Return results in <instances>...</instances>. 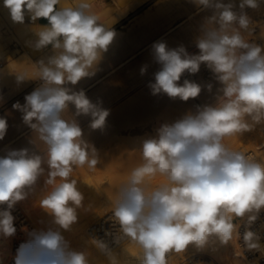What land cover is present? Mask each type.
I'll use <instances>...</instances> for the list:
<instances>
[{"label":"clouds","instance_id":"obj_1","mask_svg":"<svg viewBox=\"0 0 264 264\" xmlns=\"http://www.w3.org/2000/svg\"><path fill=\"white\" fill-rule=\"evenodd\" d=\"M191 2L213 13L196 41L199 54H189L183 45L170 49L163 41L155 42L153 57L160 68L148 87L153 95L163 93L185 102L194 99L201 85L188 79L179 82L185 72L198 73L201 64L221 87L214 106L197 105L194 113L162 124L155 137L145 139L143 164L119 189L112 216L121 238L142 249L139 264H167L170 251L181 252L190 244L204 247L213 239L227 245L234 234L241 237V226L247 250L264 248L261 236L251 230L264 211V164L223 143L225 137L243 135L264 122V47L246 40L241 31L254 33L245 9H257L264 0H239V12L231 0ZM3 4L14 23L23 24L26 14L33 22L48 21L40 26L31 47L40 51L50 46L52 54L37 62L39 86L25 95L23 105L19 101L12 105L46 145V153L21 148L0 156V238L15 236L14 207L34 193L47 173L45 183L53 187L39 207L54 226L28 231L13 264H89L85 253L74 249L64 236L78 222L77 209L84 200L71 174L76 167L94 170L100 163L98 150L82 138L77 118L90 117V128L102 130L109 110L93 103L83 89L69 85L96 75L116 32L98 23L87 0H78L74 7H57L60 0H3ZM145 71L142 67L141 74ZM15 79L18 84L29 80L24 74ZM70 106L75 112L66 118ZM7 130V119L0 117V140ZM157 175L165 182L150 187L148 181ZM97 246L116 264L107 244L97 240ZM0 264H4L2 257Z\"/></svg>","mask_w":264,"mask_h":264},{"label":"crops","instance_id":"obj_2","mask_svg":"<svg viewBox=\"0 0 264 264\" xmlns=\"http://www.w3.org/2000/svg\"><path fill=\"white\" fill-rule=\"evenodd\" d=\"M87 2L91 5L90 14L96 15L98 23L105 28L114 30L116 36L108 51L102 54L96 75L81 79L75 86H69L76 90L83 89L93 103H100L103 108L109 110V116L106 118V122L109 123L105 124V132L102 129L105 134L106 132L116 133V129H118L119 137L121 134L127 135H121L125 141L124 149L132 153H136L137 150L140 153L142 142L156 136L159 128L157 125L165 124L163 119L171 124V122L179 120L182 114L194 113L199 103L197 102V105L195 103L196 100L198 101V97L194 98L195 100L190 99L192 102L187 104L190 100L185 102L179 98H169L163 93L158 95L151 93L148 85L150 82H154V73L160 68V65L154 60L152 45L155 42L163 41L170 49L183 45L189 54H199L196 41L202 34L206 18L213 13L211 10L194 5L191 0H87ZM224 2L228 3L230 0H224ZM231 2L236 5L234 10L239 12L240 9L237 8L239 0H231ZM77 3L78 0H60L57 7H74ZM194 18L197 20L194 21ZM47 24L48 21L43 18L33 22L26 14L23 23L25 26L24 38L32 37V40L35 41L36 33L42 30L40 26ZM13 29L14 27L11 28V30ZM14 51H11L10 59L0 61V117H5L8 122L7 133L4 139L0 140V156L5 155L9 149L21 148H28L30 152L37 151L44 155L46 145L39 140L36 133L23 123L22 113L13 109L12 105L17 101L23 105L25 95L39 86V64L37 62L46 59L52 54V50L49 46L40 51L32 49L31 52H25V48L19 46L18 52L14 53ZM26 55L28 58L23 59ZM142 67H146L143 75L141 74ZM201 69L203 76L202 85H200L206 88L209 68L205 64H201L200 71ZM17 74H24L29 80L18 84L15 79ZM191 75L185 72L179 83L182 84L185 76L191 77ZM192 78L191 81H194V76ZM195 82L197 83V81ZM74 112V106H70L68 113L65 114L66 118ZM159 116L160 118H158ZM77 119L81 124L83 135L102 134L101 129L90 128V117L80 116ZM144 120L153 122L147 121L149 124H146L147 122ZM155 120H157L156 123ZM118 121L123 124L121 125ZM141 121L146 126L140 123ZM124 124L126 128L123 127ZM114 133V136L110 135V138L111 136L117 137V134ZM44 175V178L42 176L38 180V186H47L45 183L47 173ZM59 182L60 178H57V183Z\"/></svg>","mask_w":264,"mask_h":264},{"label":"bare ground","instance_id":"obj_3","mask_svg":"<svg viewBox=\"0 0 264 264\" xmlns=\"http://www.w3.org/2000/svg\"><path fill=\"white\" fill-rule=\"evenodd\" d=\"M260 6H262V7L254 9L253 12H252V10H250L251 11L250 16L251 17L255 16L258 18V20L257 19L254 20V24H253L257 28H259V30L257 31L258 35L256 34L258 37L255 36L256 39L259 38L260 36H262V37L264 36V20H263V18H264V9H263L264 3H261ZM237 8L239 9L238 6H237ZM260 15H262V16H260ZM194 17H195V14H194ZM195 20H197V18H194V21ZM263 39L264 38L260 39V42L262 40L261 46L264 45ZM254 40H255V38H254ZM256 43L258 44V42H256ZM197 75H196V77L198 78L197 83L199 82L198 84H201L202 76H203L202 69H201V71H199V73H197ZM211 76H212V81H213L210 84V85H212L211 91L201 87L202 90H201L200 95L198 96V101L196 100V102H195L196 105H197V102H199L198 105H201V106H203V105H213L214 106L217 103V95H219L217 92V89L220 88L221 85L215 79V75L211 74ZM191 77H193V76L191 75ZM191 77H188V78L185 77V79H190ZM190 99H192V98H190ZM194 100H193V103H194ZM189 102H192V100L188 101L187 104H189ZM132 103H133V101H132ZM124 104H125V102H124ZM179 105H181V104H179ZM194 106H195V104H194ZM153 108H155V107H153ZM182 109H183V107H182ZM159 113L161 114V112H159ZM163 115H165V114H163ZM160 116L158 118H160ZM181 116L183 117L184 115L182 114ZM181 118H179V119H181ZM121 120H122V118H121ZM163 120L165 121V123H167L165 119H163ZM144 121L147 122L149 120H144ZM113 122H114V120H113ZM121 122H123V121H121ZM121 122L118 121V123H121ZM136 122L138 123V120ZM151 122H153V121H149V123H151ZM154 122L156 123L157 120H155ZM168 122H170V121H168ZM106 123H109V122H106ZM140 123H142L145 126H146V124H149L148 122L146 124H144L143 121H141ZM171 123H173V122H171ZM122 124L123 123H121V125ZM126 125L128 126V123ZM157 126L160 127V125H157ZM123 127L126 128L125 124L123 125ZM108 128H109V125H108ZM120 129H122V128H120ZM116 130H117V132H119L118 129H116ZM124 130H126V129H124ZM101 132H102V134H100V135H96V133L95 134L92 133L91 135H88V134L85 135L84 134L85 136L83 135V137H82L86 142L93 145L98 150V153L100 156V163L96 166V168L94 170H90L87 167V165H85L83 167H76V168H74V171L71 174L70 178L77 180V188L81 193H82V190L84 191V189H85L84 187H86L85 184L87 185V188H89V189L87 191H85V193L84 192L82 193L83 195L86 194V192L89 193L90 199L89 198H86V199L92 200L91 202H93V198L91 197V195H93V197L101 198L103 201L101 204L102 210H100V211L98 210V212H96V213H94V211L92 212L94 215V217H93L94 219L92 218L93 220H95V218L97 219V217H99L96 221H93V222H92V220H90L91 218L90 217L87 218L88 216L86 215L87 216L86 218L92 222L90 224H88V221H86L84 223V220H85L84 216H83L84 219H81L82 216L81 217L78 216V218H80V219H78V222L72 228L73 231L70 234L71 237H69V238H71L70 243L74 249H76L78 251H82L85 253V255L87 256V258L89 260V264H111L109 254L104 252V251H101L99 249V247L97 246V240H102L107 245L111 244V243H115V246L110 248L109 250H110L111 257L115 258L116 264H139V259L142 257V249L139 247V245L135 244L134 242H132L128 238H125L124 240L120 241L121 237H122V233L120 231V226H119L118 222L115 221V218L112 216V213H108V212H110V211H108V209H110V207H113V206H110L111 204H113L115 202V201H113V197H114L113 195H115L117 193V191L119 192V189L121 188V187L117 188L116 184L120 183L122 186L125 183H127V181L129 180V178L125 175L126 170H128V169L133 170L134 168L143 164V162H144L142 159L143 157H140V154H142V150H140L141 151L140 153L136 150V155L134 153L133 154L134 156L129 155L130 153L132 154V152L129 153L124 148L121 149L120 145L118 144V143L122 144L125 142L124 139L121 137V135H123V134H121L119 137L118 136L119 133L113 132L114 134H117V137L111 136V138H110V135H113V133H107L106 132V134H105L104 133L105 128H104V132L102 130H101ZM121 132L122 131L120 130V133ZM261 132H264V122L256 125L253 131L246 132L243 135L236 134L233 136H227L229 141L228 142L226 141L224 144L230 150L243 152L244 154L251 156L256 162L264 164V145H261L262 142H261L260 136H259ZM84 133H86V132L84 131ZM132 133H134V132L132 131ZM92 135H95V136H92ZM124 135L127 136L126 134H124ZM128 142H129V140H128ZM116 145H119L120 148ZM131 149H132V147H131ZM117 168L119 170H117ZM121 168L126 169V170H124L125 172L123 174L121 173L122 171H120ZM157 176H159V175H157ZM163 178L164 177H162L161 179H163ZM157 180H159V178H157ZM155 181H156V178H155ZM161 181L164 182V180H160L157 182L163 183ZM151 183H152V181H151ZM152 185L155 187V185H156L155 182H153ZM153 186H151V187H153ZM87 194H86V196H87ZM86 196L84 195V198ZM111 198H112V200H111ZM86 199H84V200H86ZM89 200H86V201L88 202ZM87 202H85V203H87ZM85 203H83V204L86 207L87 205ZM88 203H90V202H88ZM97 204H94V205L97 206ZM88 205H91V203ZM98 206H97V208H99ZM80 208H79V210L82 211V209H80ZM94 208H92V209H94ZM113 209L114 208H112V210ZM22 210H23L24 214L27 216V220H25V222L28 220L30 221V223L32 224V230L43 228L46 226H54V225H51V222H48L51 219L47 220L46 217L44 220L41 221V219L38 218V216H39L38 214H40V213L37 212L38 214H35V212H34V214L32 213V215H31L30 211L26 207H24V209H22ZM95 210H97V209L95 208ZM105 211H108L107 214L104 216H101V215L106 213ZM77 212L79 213L78 210H77ZM79 214H81V212ZM262 214H264V211L261 212V215L259 216V218L253 223L255 225V224H257L256 222L259 221L260 224L257 225V228L259 230L261 228V231L264 229V216H262ZM36 215H37V217H35ZM30 218H32V221L30 220ZM43 218H44V216H43ZM102 220H104V221L102 222ZM237 222L241 223L242 221L241 222L237 221ZM27 229H28L27 227L23 228L22 230L17 229V232H16L14 237L7 238V239H9V241L7 239L0 238V243L7 246V244H8L7 242H9L8 247L12 251V243L14 240L27 238L26 234H24L23 236H20V233L26 232ZM241 229L244 230L245 228L243 226H241L239 231ZM90 230H91V233L89 232ZM253 230H255V232L257 231L255 228H253L252 231ZM106 231L111 233V235H105ZM68 232H70V231H68ZM67 235H69V234H67ZM234 240H235V243L237 242V244H238L239 236L234 234L233 239L231 241H229V243L227 245H222L217 240H211L204 247L198 248L194 244H190L186 247L185 250H182L181 252H176L175 250H172L166 255L167 264H214V263H217V264H254L253 260H248L246 262L244 261L246 258H244V260L243 259L241 260V258L244 257V253L246 252L248 254H254V253L264 252V248H262L260 251H249L244 247V245H243V248H242V246H240L239 248L241 250H239L238 248L235 247ZM260 243L262 245H264V242L260 241ZM187 253L189 255H186ZM5 255L6 254H4V256ZM207 255H209V257ZM206 260H208V261H206Z\"/></svg>","mask_w":264,"mask_h":264},{"label":"rangeland","instance_id":"obj_4","mask_svg":"<svg viewBox=\"0 0 264 264\" xmlns=\"http://www.w3.org/2000/svg\"><path fill=\"white\" fill-rule=\"evenodd\" d=\"M250 10H252V12H253V10L254 9H251V8H246L245 9V11L247 12V14H248V16H250L251 15V11ZM251 17V16H250ZM253 21V23L252 24H254V20H252ZM12 27H14V29L13 30H11V28ZM242 31V35L244 36V38L246 39V40H251V34L249 33V32H247V31H244V30H241ZM24 33H25V26L23 25V24H14L13 23V21L11 20V17H10V12H9V10L6 8V7H4V4H3V0H0V61L1 60H3V59H10L11 58V56H10V53H11V51L12 50H15L14 51V53H17L18 52V47L19 46H23L24 48H25V52H31L32 51V47H31V45L34 43V40H32V37L31 38H28V39H25L24 38ZM18 34H19V36H18ZM258 35V34H257ZM256 35V36H257ZM258 37V36H257ZM261 37V38H260ZM259 38L260 39H262V38H264V36L262 37V36H260ZM254 38H255V40H254ZM253 38V41L252 42H254V43H256V42H258V44L259 45H261V42H262V40H261V42H260V39L259 38H257L256 39V37H254ZM264 40V39H263ZM262 47H264V45H262ZM26 58H28V56L26 55L23 59H26ZM207 72H209V74H208V81H207V87L206 88H204V89H208V85H210L213 81H212V76H211V74H213L212 73V71L209 69V71H207ZM199 73V72H198ZM196 75H197V73L196 74H192V76H194L195 78H194V81H198V78L196 77ZM214 75V74H213ZM198 76V75H197ZM186 77V76H185ZM186 78H188V77H186ZM185 79V78H184ZM190 79H193L192 77L190 78ZM190 79H188V80H190ZM202 82V81H201ZM202 87V86H201ZM195 112V111H194ZM262 134V135H261ZM260 140H261V145H264V132H261L260 133ZM228 142L229 141V139H228V137H225L224 138V142L223 143H225V142ZM125 143V142H124ZM124 143H118L119 145H120V147H121V149H123L124 148ZM119 145H116V146H118L119 147ZM119 147V148H120ZM123 152V151H122ZM125 153V152H124ZM130 153V152H129ZM128 154V153H127ZM134 154V152L131 154H129V155H133ZM138 154V153H137ZM135 155H136V153H135ZM134 156V155H133ZM140 157H142V154H140ZM143 159V158H142ZM117 170H119L118 168H117ZM124 170H126L125 168H121L120 169V171H122L121 173L123 174L125 171ZM119 172V171H118ZM128 174H127V173ZM126 172H125V175L128 177V178H130V175H131V172H132V169H128V170H126ZM45 177V175L42 177V178H44ZM155 178H156V181H155ZM155 178H153V179H151L150 181H148V183H149V185H150V187L151 186H153L152 185V183L153 182H155V186H157L160 182H157V181H160V180H164V182H165V179L163 178V179H161L162 177H160V176H156ZM157 178H159V180H157ZM151 181H152V183H151ZM157 182V183H156ZM161 182H163V181H161ZM85 186L86 187H84L85 189H84V191L82 190V193L84 192L85 193V191H87L89 188H87V185L85 184ZM52 187L53 186H50V185H45V187L43 186V185H40V186H38V185H36V188H35V191H34V193H32V194H30V196L26 199V200H24V201H20V202H18V205L20 206V207H22V209H24V207H26L29 211H30V213H31V215H32V213L34 214V212H35V214H38V213H40V214H38L39 216H38V218H40L41 219V221L42 220H44L45 219V217L47 218V220H50L51 219V217L43 210V209H41L40 207H39V201L42 199V198H44V196H46L51 190H52ZM116 187L117 188H120L121 187V184L120 183H117L116 184ZM154 187V186H153ZM82 189V188H81ZM88 192H86V194H87ZM86 194H84L85 196H86ZM83 195V196H84ZM32 196V197H31ZM88 196V197H87ZM87 196L84 198V199H86V198H89L90 197V195H89V193L87 194ZM114 196V197H113ZM112 197H113V201H115L116 202V199H117V196H118V191H117V193L115 194V195H113ZM116 196V197H115ZM91 197L93 198V202H91L92 200H89V199H86V200H89L88 202H90L91 203V205H88V204H90V203H88L86 200H84V201H82V207L80 208V209H82V211H80L79 209H77L78 211H79V213L81 212V214H79L78 212V216H82L81 217V219H84V217H85V220H84V223L86 222V221H88V224H90V223H92L93 221H96L99 217H97V219L95 218V220H93L94 218V215H93V211H94V213H96V212H98V210L100 211V210H102V206H101V204H102V199L101 198H99V197H93V195H91ZM39 199V200H38ZM111 200H112V198H111ZM33 201V202H32ZM95 201V202H94ZM85 202H87V203H85ZM98 204H97V203ZM115 202L113 203L114 205H115ZM36 203V204H35ZM83 203H85L87 206V208L85 207V205L83 204ZM21 204V205H20ZM38 204V205H37ZM94 204H97V206L99 207V208H97V206L96 205H94ZM113 204H111L110 206H113V207H110V209H108V211H110V212H108V211H105L106 213L105 214H103V215H101V216H104V215H106L107 214V212L108 213H112V208H114V205ZM92 208H94L95 206V208L97 209V210H95V208L94 209H92ZM29 207V208H28ZM86 208V209H85ZM33 211V212H32ZM86 211V212H85ZM38 212V213H37ZM85 214H83V213ZM88 217H87V216ZM42 216V217H41ZM43 216H44V218H43ZM84 216V217H83ZM96 216V215H95ZM32 217V216H31ZM35 217H37V215L35 216ZM91 218L90 220H92V222L89 220V219H87V218ZM93 218V219H92ZM37 219V218H36ZM39 219V220H40ZM78 219H80V218H78ZM30 220L32 221V218H30ZM237 221H239V220H237ZM48 222H51V220L50 221H48ZM241 222V221H240ZM241 224H243V222H241ZM75 225V224H74ZM74 225L72 226V228L74 227ZM71 228V230H70V232H64V235H65V238H67V240H69L70 241V239L71 238H69V237H71V233H72V231H73V229ZM244 231H245V229H244ZM69 234V235H67V234ZM67 236V237H66ZM242 237V236H241ZM69 238V239H68ZM126 238V237H125ZM124 238V239H125ZM8 241H9V239H7ZM213 240H215V239H213ZM242 240V239H241ZM261 241L263 242V239H261ZM243 242V241H242ZM8 244H7V246L6 245H4V244H2V243H0V257H2L3 258V261H4V264H13V258H14V256H15V254L13 255L12 253H11V251H10V249H9V247H8V245H9V242H7ZM234 243H235V240H234ZM237 244V242L234 244L235 245V247L236 248H238L239 250H241L240 248H239V245L237 246L236 245ZM119 246V245H118ZM112 248V247H111ZM4 254H6L5 256H4ZM186 255H189L188 253L186 254ZM208 257H209V255H207ZM244 258L245 257H242L241 258V260L243 259L244 260ZM198 259V258H197ZM207 259V258H206ZM206 261H208V260H206ZM245 262L246 261H248L247 259H245L244 260ZM244 262V263H245ZM214 264H217V263H214Z\"/></svg>","mask_w":264,"mask_h":264},{"label":"built area","instance_id":"obj_5","mask_svg":"<svg viewBox=\"0 0 264 264\" xmlns=\"http://www.w3.org/2000/svg\"><path fill=\"white\" fill-rule=\"evenodd\" d=\"M262 7V6H260ZM259 7V8H260ZM264 9V8H263ZM262 16V15H260ZM252 20H255L258 18L257 17H251ZM264 20V18H263ZM250 28H253L254 29V33H251V41H253V38L256 36L257 34V31L259 30V28H257L255 25L251 24L250 25ZM12 214L14 215V217L16 218L15 219V226L18 230H22L23 228H28L26 232H23V233H20V236H23L24 234L27 235V232L28 231H31L32 230V224L30 223V221H26L27 220V216L24 214L22 208L18 205V203L16 204V206L14 207L13 209V212ZM261 215V214H260ZM262 216H264V214H262ZM104 220H102L103 222ZM257 224H253L251 226V230L253 228H255L257 231L256 233H258L260 236H261V239H263V242H264V229L261 231V228L260 230L257 228V225L260 224L259 221L256 222ZM255 232V230H253ZM91 233V230L89 231ZM240 234L242 235L244 230L241 229L240 231ZM125 238V237H124ZM124 238H121L120 241L124 240ZM242 237H239V242H238V245L239 247L242 246L243 248V242H242ZM26 239H17V240H14L13 243H12V251L11 253L14 255L16 253V249L17 247L20 245V243L22 241H24ZM115 246V243H111V244H108V248L110 249L111 247H114ZM244 257L247 259V260H253V263L254 264H264V252H259V253H254V254H248V253H244Z\"/></svg>","mask_w":264,"mask_h":264}]
</instances>
